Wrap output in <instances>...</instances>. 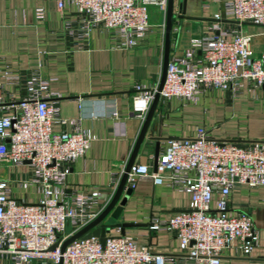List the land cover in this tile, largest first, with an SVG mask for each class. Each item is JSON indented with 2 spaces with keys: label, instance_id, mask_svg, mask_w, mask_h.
Masks as SVG:
<instances>
[{
  "label": "built area",
  "instance_id": "obj_1",
  "mask_svg": "<svg viewBox=\"0 0 264 264\" xmlns=\"http://www.w3.org/2000/svg\"><path fill=\"white\" fill-rule=\"evenodd\" d=\"M168 2L57 0L60 10L73 7L66 12L57 37L66 41L72 54L85 48L92 31L100 28L109 33L113 47L130 49L150 32L152 7L164 16L165 28ZM226 13L241 23L264 25V0H227ZM36 17L44 18L43 7L36 8ZM214 27L221 30L219 24ZM5 78L7 83L22 85L26 94L6 101L0 83V167L15 169L8 177L0 175V258L8 264H166L172 260L126 234L108 233L105 243L97 236L79 237L61 250L66 239L105 209L125 169L110 184L105 203L100 190L68 191L72 163L86 155L95 135L75 119L62 117L59 102L50 100L53 79L39 68L25 75L6 71ZM245 82L264 87V52H253L252 36L242 29L224 31L195 38L189 49L171 56L160 94L164 99L196 102L215 88L238 94ZM158 89L159 85L136 84L133 110L140 118L145 119ZM108 113L119 117L116 108ZM69 121L74 124L72 131L54 129L56 123ZM24 164L30 170L21 173L17 168ZM146 176L191 195L187 209L151 225L152 230L176 235L182 264H221L222 252L230 247L251 256L261 237L264 241V230L255 227L252 216L235 214L230 205L231 194L244 185L264 186V140H220L201 126L193 137L170 138L156 170L149 163H134L127 183L133 187Z\"/></svg>",
  "mask_w": 264,
  "mask_h": 264
},
{
  "label": "crops",
  "instance_id": "obj_2",
  "mask_svg": "<svg viewBox=\"0 0 264 264\" xmlns=\"http://www.w3.org/2000/svg\"><path fill=\"white\" fill-rule=\"evenodd\" d=\"M183 2L186 17L174 19L170 57L189 49L195 38L239 29L252 36L255 54L264 52V25L241 23L228 16L227 0H176L178 14ZM39 7L44 8L43 19L36 17ZM72 9L67 6L60 10L57 0H0V83L8 101L21 99L26 93L22 85L7 83L6 71L25 75L39 68L45 77L53 79L50 100L59 102L62 117L75 119L77 125L95 135L86 155L72 163L67 190L87 193L100 190L101 201L105 203L110 184L125 169L144 122L133 110L135 86L138 83L154 86L161 81L164 16L152 10L151 30L133 48L113 47L109 33L96 28L86 47L70 54L66 41L57 36L66 12ZM216 14L222 16L221 20ZM216 24L221 30L214 27ZM111 108L117 109L119 117L109 116ZM201 126L220 140H264V87L245 82L238 94L231 89L215 88L203 93L196 102L177 97L161 100L135 163H149L154 169L156 152L159 155L164 152L170 138L193 137ZM73 128L71 121L54 125L56 131ZM17 170L26 173L30 167L24 164ZM14 171L0 167L2 178ZM128 187L132 193L127 195L126 189L123 192L121 201L125 198L126 203L119 219L108 216L105 220L124 225L111 229L109 234L135 237L139 245L152 246L172 259L166 264L184 263L176 235L165 229L152 230L151 225L187 209L191 195L173 189L166 182L156 184L150 176L137 179L133 187L127 183ZM30 189L35 192V187ZM230 205L235 214L249 213L255 227L264 230V186L244 185L231 194ZM0 264H8V260L0 258ZM221 264H264L263 238L251 256H244L235 247L225 249Z\"/></svg>",
  "mask_w": 264,
  "mask_h": 264
},
{
  "label": "water",
  "instance_id": "obj_3",
  "mask_svg": "<svg viewBox=\"0 0 264 264\" xmlns=\"http://www.w3.org/2000/svg\"><path fill=\"white\" fill-rule=\"evenodd\" d=\"M185 2V1H184ZM182 3L181 5V12L178 14L176 12V0H169L168 2V8H167V15H166V26H165V53H164V65H163V73L161 77V81L159 84L158 92L155 95V98L150 106V109L144 119L142 128L140 130V133L138 135L137 141L135 143V147L133 149V152L131 154V157L125 167L124 173L122 175L121 181L119 183V186L114 193L112 199L107 204L105 209L96 217L94 220H92L90 223H88L86 226H84L82 229H80L78 232H76L74 235L70 236L68 239H66L62 246L61 250L64 252L66 247L76 238L83 237V238H90L93 236H97L101 238L102 243H105L106 241V235L110 233L111 229L115 227H121L124 224L121 222H106L105 220L110 216L111 218L118 220L122 211L123 206L126 203V199L124 198L121 201V196L123 192L126 189V194L130 195L132 193V188L127 186L128 176L129 172L131 171V168L133 164L136 161L137 155L140 151V148L146 138L148 128L150 126V123L152 121L153 115L157 109V106L159 105L160 101L164 98L161 96L160 92L164 87L166 76H167V69L168 64L170 61V54H171V42H172V31H173V23L174 19L176 17H186V8L185 3ZM158 158L159 153L158 151L155 154V160H154V170L157 169L158 164ZM57 245L53 246L52 249H55ZM62 264V262L60 263Z\"/></svg>",
  "mask_w": 264,
  "mask_h": 264
},
{
  "label": "rangeland",
  "instance_id": "obj_4",
  "mask_svg": "<svg viewBox=\"0 0 264 264\" xmlns=\"http://www.w3.org/2000/svg\"><path fill=\"white\" fill-rule=\"evenodd\" d=\"M153 9H155V8H154V7H152V8H151V10H150V15H151V18H152V13H153V12H152V10H153ZM155 19H157V18H154V21H155ZM165 20H166V15H165ZM30 190L32 191L33 189H30Z\"/></svg>",
  "mask_w": 264,
  "mask_h": 264
}]
</instances>
